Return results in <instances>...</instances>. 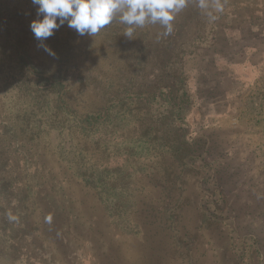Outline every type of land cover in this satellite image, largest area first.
<instances>
[{
  "label": "rangeland",
  "instance_id": "obj_1",
  "mask_svg": "<svg viewBox=\"0 0 264 264\" xmlns=\"http://www.w3.org/2000/svg\"><path fill=\"white\" fill-rule=\"evenodd\" d=\"M199 3L167 36L65 22L52 56L32 0H0V264H264L260 160L205 126L211 88L248 82L230 65L264 58V0Z\"/></svg>",
  "mask_w": 264,
  "mask_h": 264
},
{
  "label": "crops",
  "instance_id": "obj_2",
  "mask_svg": "<svg viewBox=\"0 0 264 264\" xmlns=\"http://www.w3.org/2000/svg\"><path fill=\"white\" fill-rule=\"evenodd\" d=\"M230 69L237 73L236 79L248 82L234 89L230 78H222L220 87L211 88L212 94L205 100V126L217 138L220 134L224 157L235 164L239 160L246 162L248 152L253 151L264 172V58L259 51L256 62L249 66L234 63Z\"/></svg>",
  "mask_w": 264,
  "mask_h": 264
},
{
  "label": "clouds",
  "instance_id": "obj_3",
  "mask_svg": "<svg viewBox=\"0 0 264 264\" xmlns=\"http://www.w3.org/2000/svg\"><path fill=\"white\" fill-rule=\"evenodd\" d=\"M187 0H32L37 17L30 22L34 37L49 55L55 53L43 44L54 30L67 23L79 35H96L117 17L127 26L125 36L131 37L136 27L159 23L163 35L173 31L175 15L186 7ZM199 6L206 7L204 0Z\"/></svg>",
  "mask_w": 264,
  "mask_h": 264
},
{
  "label": "built area",
  "instance_id": "obj_4",
  "mask_svg": "<svg viewBox=\"0 0 264 264\" xmlns=\"http://www.w3.org/2000/svg\"><path fill=\"white\" fill-rule=\"evenodd\" d=\"M263 86H264V83H263Z\"/></svg>",
  "mask_w": 264,
  "mask_h": 264
}]
</instances>
